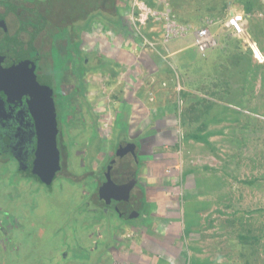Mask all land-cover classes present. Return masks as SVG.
I'll return each instance as SVG.
<instances>
[{"label": "rangeland", "instance_id": "obj_1", "mask_svg": "<svg viewBox=\"0 0 264 264\" xmlns=\"http://www.w3.org/2000/svg\"><path fill=\"white\" fill-rule=\"evenodd\" d=\"M25 1L33 9L24 16L33 19L27 29L34 36L31 48L40 60L38 65L50 73L51 81L63 84L57 108L63 144L67 152L70 149L71 157L65 170L67 179L58 178L50 189L20 180L17 186L15 179L6 177L3 171L7 170L0 169V264H96L97 258L105 254L111 234L114 242L109 243L102 264H264V0H220L225 10L239 7L244 11L248 33L257 45L248 37L245 42L257 63L249 62L247 53H240L243 62L233 57L236 64L240 63L235 76L212 75L205 83L195 84V75L186 70L182 80L178 79L184 85L183 99L188 104L181 118L170 112L166 126L172 128L167 137L175 141L177 124L183 121L187 145L181 144L185 149L180 150V139L175 147L163 143V154L167 155L157 158L164 162L157 175L151 169H141L147 201L159 205L142 206L139 217L128 222L115 214L93 213V205L85 202L95 197L93 174L107 163L116 138L135 137L141 127H153L148 122L154 121V127L164 124L160 113L149 115L138 109L132 126L135 132L127 133L130 111L119 108V104H129L135 89L158 82L151 79L150 72L152 67L160 68V63L145 55L129 57L126 52L131 50L117 44L119 40L114 39L113 44L106 37L107 27L94 25L95 17L84 28L83 21L73 24L72 34L68 35L54 27L56 23L51 22L49 13L37 10L35 3L41 2ZM134 1L125 2L132 5ZM59 2L64 4L65 0L54 5ZM135 9L137 13L129 24L134 33L128 37H138L134 45L149 54L158 45L155 36L150 39L144 34L151 19L138 22L141 11ZM39 15H47L48 20L38 19ZM5 23L11 30L7 20ZM10 24L19 25L15 18ZM68 40L79 43L78 51ZM161 40L165 43L169 39ZM6 41L7 36L0 43L2 49ZM112 52L117 53L116 60L106 66ZM183 62H177L179 67ZM77 73L82 74L81 98L73 93L74 86L78 88L74 82L79 79ZM58 92L59 88L56 95ZM196 136L209 140L198 143L192 139ZM148 147L147 154H142L144 160L152 154ZM190 202L195 204L189 207L193 211H188L194 220L186 224L183 208ZM93 220H101L107 231L99 230L100 224ZM121 248L128 250L124 258L120 257Z\"/></svg>", "mask_w": 264, "mask_h": 264}, {"label": "crops", "instance_id": "obj_2", "mask_svg": "<svg viewBox=\"0 0 264 264\" xmlns=\"http://www.w3.org/2000/svg\"><path fill=\"white\" fill-rule=\"evenodd\" d=\"M125 1L127 0H120L119 2H117L115 10L114 9L110 10L112 15L114 14V12H118V17L121 15L119 21L113 22V17L111 19L108 18L105 19L101 16H95V18L93 17L94 20L92 22H94V25L104 24V26L107 27L106 37H110L112 39L113 44H114L113 41L114 39L119 40L117 44H121V47L124 48L125 50H131V52L129 51L126 52L128 56L130 55L132 58L137 59L138 57H144L143 55H145L148 57L147 58L148 60H158L160 63L159 64L160 68L157 65L156 68L152 67L150 72L151 79H153V81L157 79L158 82H155V84H153L152 82V85L150 86L145 84L146 87L142 86V88L140 87L141 89L140 88L135 89L133 94L131 92V97L129 98V104H125L123 106L119 104L120 109L122 108L124 111H130V113H127V115L129 114L128 115L129 119L126 120L127 123L125 122L128 126H130L128 129H126L127 133H133L134 131L133 130L134 128L132 126L138 118V109L145 110L144 114L154 115V113H160L163 116L162 119L164 123L163 125H155L154 127V121L148 122L149 125L151 123L153 125V127L150 126V128L152 127L151 129L146 127L145 128L141 127L140 130H137L138 132L134 134L135 137H131V136L129 137L130 140L132 139L134 140L135 138H138L141 139L142 141L140 145V148L142 150L141 158H140L141 169L142 168L144 170L145 168L147 170L151 169L153 175H157L159 166L162 163H164L158 160L157 158L165 157L167 155V154H163V149H164L163 143L164 144L170 143L173 145V147H175V145L179 143L178 140L180 139V144H178L177 146L178 148L181 146V144L187 145V143L183 139L184 130L183 127H181L182 126L181 123L183 121L181 122L180 119H178V121L181 123L177 124L178 125L177 129L179 130L177 131L175 137L177 138L175 140L176 144H174L175 143L174 139L172 141V139H169V137H167V135L168 136L171 135L170 132L172 126L167 128L168 125L166 124V119H169V115H171V113H175V116H179L181 118L180 114L183 113L184 111L183 108H185V104H188V101L186 99H183L184 98L183 94L185 91L184 85L183 84L180 85L177 82L178 79L183 78L185 74L184 72L186 70H188L187 72L188 74L195 75L196 77L195 84L205 83L207 81V78L212 75H216L217 77L235 76V74L238 73L236 67L240 65L241 61L243 62V59H241L240 57V53L245 54V56L247 53L249 57V62L253 61L254 63H257L253 55L252 48L250 47L249 43L245 42L246 37H248L254 44L256 43L248 33L247 29L249 26L246 20L243 19V32L240 34L234 33L230 28L226 26V20L232 12L234 13L241 12V14H243V18H245L246 16L244 14V11L238 9L239 7H234L225 10V4L220 0H213L214 3L212 5L210 3L211 0H135L132 5L131 3H127ZM135 2L138 3L139 5H145L157 12L164 13L165 15L168 14L174 19V23L176 26L180 28H185L187 30L186 33L182 35L180 38H178L177 41L175 39H171L165 41L164 43L163 40H161V38L164 37L162 35L164 34L165 23L161 20L160 21L150 20L149 22H147L148 29L147 31L144 30V32H146L144 34L150 39L154 38L153 36H155L156 37L155 40H157L158 45L153 49L155 51L151 50L150 51L151 53L148 54L145 51V49H142V47L138 46L137 44L134 45L138 37H133V38L128 37L129 33H134L132 27L129 26V24L130 21L134 20L135 18L134 14L137 13V9H135V4H134ZM203 3H205V6ZM203 6L206 8H204ZM125 18L128 19V22H124ZM92 27L94 28V26ZM203 28L208 31L209 43L205 51L200 52L193 44V40L196 36L197 31ZM99 36L101 37V34L100 35L98 34V37ZM170 42L172 43L170 45H167ZM113 47H118V46H113ZM129 47H131V49ZM112 53L113 54L111 57H109V60L106 59L107 60L106 66H108L109 62L112 64L113 61L115 62L116 60L114 56L117 53L116 52H112ZM235 55L238 56L239 59H241L239 64H236V61H234L233 59ZM182 60L184 62L181 63V67H179L177 62L180 63ZM168 61L172 63L169 64ZM98 72L100 71L98 70ZM244 72H246V70ZM153 74L155 78L153 77ZM248 75L249 77L251 76V73L249 71H248ZM240 76L241 75L239 74V77ZM79 95L81 98L82 94L79 93ZM120 97H122V95H120ZM143 98L144 100L141 102ZM119 108H115V109H118L119 111ZM168 121L170 122L171 120ZM122 130L125 131L124 129ZM159 135L161 136L163 135V136L161 137ZM117 139L118 138H116L115 140ZM192 139L196 140L198 143L200 142L202 143L208 138L204 136L201 137L196 136L193 137ZM147 146H149L148 148H151L150 153L152 154L151 156H149V158L147 156L146 159L144 160L142 158V154L144 153L147 154L145 152ZM191 146H193V142ZM170 147L172 148V146ZM179 149L180 150L185 149V146L180 147ZM183 197L186 198L187 202L189 201V197L187 196H183ZM152 201L149 200L147 201L146 198L145 205H148L150 203L151 205H155V206L156 204L159 205L157 201L156 202H152ZM193 205H195L193 204V202H190L188 204L186 203L183 208L184 209L183 215H185L184 221L186 224L187 222H189V219H192L193 217V213L188 212L192 210L189 207ZM138 223L135 222L132 223V225L138 227L139 225H141V222L139 225ZM112 237L113 235L111 234L109 241L110 244H113L114 242ZM109 243L107 242L106 251L105 254L102 256V258L108 256V251H109L108 246L110 245ZM127 251L128 250L122 249L120 251L121 253L120 257L124 258L123 255L127 256L128 254ZM102 258L101 259L97 258L96 264H102V262L100 261L102 260ZM137 259L140 260L141 258H137ZM142 261L144 263V260ZM154 264H158V263L154 262Z\"/></svg>", "mask_w": 264, "mask_h": 264}, {"label": "flooded vegetation", "instance_id": "obj_3", "mask_svg": "<svg viewBox=\"0 0 264 264\" xmlns=\"http://www.w3.org/2000/svg\"><path fill=\"white\" fill-rule=\"evenodd\" d=\"M0 15V20L2 22L7 20L8 26L11 28V30L8 28L7 30H4L0 26V43L6 37L7 33H20L18 37L23 41L24 44V50L21 52V54L26 56V58H22L18 61L11 54L9 51L10 49L8 50L7 46V48L3 47L2 49L0 44V58L6 56L9 57L15 63L19 64L24 71V69L26 70L27 68V64L29 63L31 65L32 63V59L27 56L26 51L27 44L30 40L25 37V34L19 32L17 29L18 25L16 27L11 26L10 21L8 20L9 17L7 16L8 14L5 15L1 6ZM11 18L12 17L10 16V19ZM16 24H18L17 21ZM31 46L32 44L30 45L29 49L30 54L35 57V69L33 71L34 77L31 83H22V78L10 80L11 77H8V75L0 74V169L3 167L5 170H7L3 171L6 173V177L8 175L15 179L17 186L20 180V182H26V184L30 183L31 185H34V187L37 186L38 183L41 185L40 187L46 186L50 189L58 178H64L65 180L67 179L65 170H67L71 157L70 149L69 152H67L63 144V126L59 124V120H61V114L57 108V104H59L58 99L59 97H62L63 94V84L62 82L55 81V79L54 82L51 81V77L49 75L50 73L46 74L44 72L46 69H43L38 65L40 60H38V57L34 53L35 51L31 48ZM22 60L26 61L22 63ZM1 64L6 66L4 63ZM23 74L25 75V73ZM77 76L79 79H76L74 82L75 84H78V88L74 86L73 93L77 97H80L79 93H82L81 90L83 88L81 83L82 74L77 73ZM44 85L48 86L50 90V96L53 99L57 130L55 135V147L58 154L59 170L56 171L50 186L44 184L42 181H40L36 174L32 173L36 158L38 157V159L43 162L44 138H42V134L39 133L37 122L41 116V113L46 110L41 108V106L44 108V104H41V95L35 93L32 88L34 86L44 87ZM58 88L59 92L56 95ZM94 131L97 133L96 130ZM125 143L130 144V146L126 145ZM141 143L142 141L140 139L130 140L129 138L123 136L118 138L113 145V150L110 153L107 163L103 169L99 171V173L94 172L92 182L95 185V197L90 196V198H86L89 201L85 202L88 206L90 204L93 205L91 210L93 213L101 212L103 214H115L120 220L125 222L139 217L141 213V207L145 206L146 203L145 187L140 177V158L142 151L140 148ZM120 145L122 147L119 148ZM106 176L108 179H110L111 183L116 186H126L131 184L132 187L130 189L129 197H123L121 194L115 192L112 188H108L104 192L106 199L99 198L98 189L106 181ZM93 221L100 224V228H98L99 230L102 232L103 230L107 231L105 224H102L101 220ZM129 224H132V222ZM101 236H103V234ZM62 254L65 256L64 252Z\"/></svg>", "mask_w": 264, "mask_h": 264}, {"label": "trees", "instance_id": "obj_4", "mask_svg": "<svg viewBox=\"0 0 264 264\" xmlns=\"http://www.w3.org/2000/svg\"><path fill=\"white\" fill-rule=\"evenodd\" d=\"M21 2L20 0H0V6L2 7L5 15H7L10 21V16L15 18V20L18 22V30L19 32H22V34L26 35V38H28L30 43L28 42L26 51L27 56L34 60V66H35V57L30 54V45L32 42H34V36L32 33L27 29V25L30 24V22L33 19H30L29 17H25L24 15L26 13L29 14V12H33L32 6L30 5L29 1ZM59 0H38L37 2H41V4L35 3V6L37 7V10L40 12H46L49 13L50 17H52L51 22H55V28H58V31L61 32H68V35L72 34L73 31V24L83 21L84 28L87 25L88 20L95 16H101L105 19H111L113 17V22L119 21L118 12H114L112 15L111 11L112 9L115 10L117 2L120 0H65L64 4H61L60 2L57 5H54ZM39 7V8H38ZM76 10V11H75ZM250 10V8H247V11ZM48 11V12H47ZM21 15V18H20ZM38 16V19L40 18L42 21L48 20L47 15L45 17ZM111 21V20H110ZM67 25V27H62ZM38 29V26L36 27V30ZM57 32H53L51 34L56 35ZM20 34V33H19ZM19 34L17 32L15 33H7V41L6 46L8 47V50L11 52V54L19 61L22 58H26L25 55L21 54L24 50V44L21 39H19ZM13 35V36H12ZM58 40V39H57ZM55 40L54 42H56ZM53 42V43H54ZM68 44H73V46L76 48L78 47V44L71 43V40H68ZM34 48V47H33ZM78 51V49L76 48ZM260 50V49H259ZM25 52V51H24ZM35 53V52H34ZM36 54V53H35ZM26 60H22V63H24ZM32 65V63H31ZM31 65L28 63L27 68H30ZM32 68V67H31ZM35 69V67H34ZM33 69V71H34Z\"/></svg>", "mask_w": 264, "mask_h": 264}, {"label": "water", "instance_id": "obj_5", "mask_svg": "<svg viewBox=\"0 0 264 264\" xmlns=\"http://www.w3.org/2000/svg\"><path fill=\"white\" fill-rule=\"evenodd\" d=\"M1 16V15H0ZM0 26L4 29L7 30V26L5 22H2L0 20ZM26 37V36H25ZM34 61H32V65L30 68L24 69L15 63L13 60H11L9 57H1L0 58V74L2 75H8V77H11L10 80H17V79H23L22 83L29 84L32 82L34 73ZM1 63H4L6 66H3ZM3 71V72H1ZM25 73V75L23 74ZM32 90L35 93H38L41 95V104H44L41 106L42 109L44 110L43 113H41V116L38 119L37 125L39 128V133L42 134L43 142H44V152H43V162H41L38 157L36 158L34 162V167L32 169V173L36 174L40 181H42L44 184L47 186H50L54 175L56 171L59 170V165H58V154L57 150L55 147V135H56V114L54 110V104H53V99L50 96V90L48 86L44 85L42 86H37L33 87ZM126 145H129L128 143H125ZM134 145V144H132ZM130 146V145H129ZM122 147L121 145L119 148ZM106 181L102 186L99 187L98 189V194L99 198L101 199H106L104 196V192L108 188H112L115 192L121 194L123 197L128 198L130 195V189L132 187L131 184H128L126 186H116L113 185L108 179V177H105ZM112 198V197H110Z\"/></svg>", "mask_w": 264, "mask_h": 264}, {"label": "built area", "instance_id": "obj_6", "mask_svg": "<svg viewBox=\"0 0 264 264\" xmlns=\"http://www.w3.org/2000/svg\"><path fill=\"white\" fill-rule=\"evenodd\" d=\"M134 4L141 11V13L138 14V16L140 17L138 19V22L146 23L147 19L149 18L152 21L162 20L165 23V28H164L165 40H168V39L170 40L172 38H176L177 36H182L186 33L187 30L185 28H180L176 26L174 23V19L168 14L165 15L164 13L157 12L148 7L147 9L144 5H139L136 2ZM226 26L230 28L236 34L242 33L243 32V14L232 12L226 20ZM208 43H209L208 31L204 28L199 29L195 36L194 45L200 52H204L205 49L208 47Z\"/></svg>", "mask_w": 264, "mask_h": 264}]
</instances>
